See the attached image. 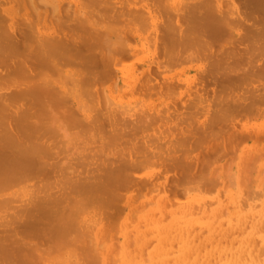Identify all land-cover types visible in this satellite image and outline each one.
Returning <instances> with one entry per match:
<instances>
[{
  "label": "bare ground",
  "instance_id": "obj_1",
  "mask_svg": "<svg viewBox=\"0 0 264 264\" xmlns=\"http://www.w3.org/2000/svg\"><path fill=\"white\" fill-rule=\"evenodd\" d=\"M261 139L264 0H0V264H264Z\"/></svg>",
  "mask_w": 264,
  "mask_h": 264
},
{
  "label": "rangeland",
  "instance_id": "obj_2",
  "mask_svg": "<svg viewBox=\"0 0 264 264\" xmlns=\"http://www.w3.org/2000/svg\"><path fill=\"white\" fill-rule=\"evenodd\" d=\"M128 61H129V60H128ZM128 61H127V63H128ZM131 62H132V61H131ZM158 78H159V77H158ZM164 85H165V84H164ZM233 91H236V90H233ZM244 95H247V93L244 94ZM246 102H247V101H246ZM235 115H237V113H236ZM240 115H241V114H240ZM240 115L238 116V118L240 117ZM242 117L244 118L243 115H242ZM233 118H234V117H233ZM235 119H237V118L235 117ZM241 119H242V118H240V120H241ZM231 120H233V119H231ZM242 120H243V119H242ZM234 121H236V120H234ZM234 121H232V122H234ZM238 121H239V119L237 120V122H235V124H237ZM232 122H231V124H234V123H232ZM261 140H262L261 142H264V139H261ZM216 142H217V141H216ZM214 143H215V142H214ZM212 144H213V142L211 143V145H212ZM211 145H210V146H211ZM210 146H209V147H210ZM225 146H227L226 148L229 149V143H228V142L225 144ZM215 147H216V144H214V146H213V148H212V150H211V155H212V156L215 155L214 153L212 154V151L215 152V151H214V150H215ZM207 148H208V146H207ZM213 149H214V150H213ZM205 150H206V148H205ZM225 150H226V149H225ZM202 151H204L203 148H202V150H200V151H195L196 153H197V152L200 153V156H198V159H199V161H200L201 163L203 162L202 159H203V158L205 159V157L202 158V156H203V155L201 154ZM226 151H227V150H226ZM261 151H264V150H259V153H260ZM224 152H225V151H224ZM199 153H198L197 155H199ZM215 153H218V152H215ZM220 153H221V152H220ZM222 153H223V152H222ZM262 153H264V152H262ZM262 153H260V155H259V157H262V158H259L260 161H259V160L256 161V163H254V165L252 164V165L254 166V168H255V169H252V172H254V171L257 169V170L255 171L256 173L254 172L255 175H256V174L259 175V173H258V172H259V169H260V170L262 169V166H260V167H257V166H256L257 163H259V162H261V161H264V160H262V159H264V154H262ZM217 155H218V154H217ZM229 155H230V154H227V156L225 155L226 157L224 156L223 158H220V156H219V158H220L219 161H221V163H223V162L226 160V163H227L228 160H230V159H228V158H229ZM261 155H262V156H261ZM214 157H218V156H214ZM231 157H232V156H231ZM206 159H207V158H206ZM206 159H205L204 161H206ZM216 159H217V158H216ZM221 159H222V160H221ZM248 161H249V160L246 161V164L249 165V164L251 163V161H250L249 163H248ZM252 162H253V161H252ZM252 165H249L248 168L250 169V167H251ZM253 166H252V168H253ZM211 167H212V166H211ZM234 169H235V167H232L231 170L235 171ZM249 169H248V170H249ZM158 170H159V169H158ZM141 172H142V171H141ZM166 173H167V172H166ZM260 173H262V172L260 171ZM167 174L170 175L169 173H167ZM262 177H264V173L260 174V176L258 177L259 180H264V179H262ZM247 180H248V179H247Z\"/></svg>",
  "mask_w": 264,
  "mask_h": 264
}]
</instances>
